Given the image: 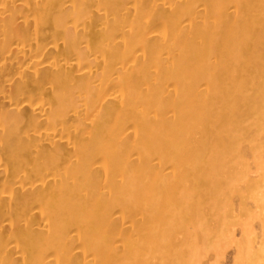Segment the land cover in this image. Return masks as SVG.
<instances>
[{"label": "bare ground", "instance_id": "bare-ground-1", "mask_svg": "<svg viewBox=\"0 0 264 264\" xmlns=\"http://www.w3.org/2000/svg\"><path fill=\"white\" fill-rule=\"evenodd\" d=\"M231 247L264 264V0H0V264Z\"/></svg>", "mask_w": 264, "mask_h": 264}, {"label": "rangeland", "instance_id": "rangeland-1", "mask_svg": "<svg viewBox=\"0 0 264 264\" xmlns=\"http://www.w3.org/2000/svg\"><path fill=\"white\" fill-rule=\"evenodd\" d=\"M258 171H261V167L259 168ZM241 218L243 219V221H247V222H249V219H250V217L247 218L246 216H242ZM231 248L229 249L230 252L228 254V257L229 258L231 257V258L230 259L228 258L229 260L227 261L226 264H233L231 259L233 256L234 247H231ZM260 263H261V261H259V259L255 258V259H253V261H250V262H246L245 259H243V261H240L238 264H260Z\"/></svg>", "mask_w": 264, "mask_h": 264}]
</instances>
